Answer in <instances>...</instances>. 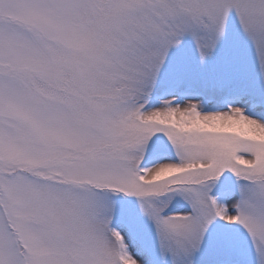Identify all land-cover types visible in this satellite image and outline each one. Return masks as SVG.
Returning a JSON list of instances; mask_svg holds the SVG:
<instances>
[{
    "label": "snow or ice",
    "instance_id": "obj_1",
    "mask_svg": "<svg viewBox=\"0 0 264 264\" xmlns=\"http://www.w3.org/2000/svg\"><path fill=\"white\" fill-rule=\"evenodd\" d=\"M0 264H264V0H0Z\"/></svg>",
    "mask_w": 264,
    "mask_h": 264
}]
</instances>
